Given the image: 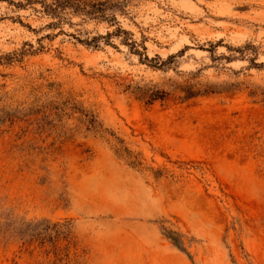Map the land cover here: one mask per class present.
Masks as SVG:
<instances>
[{"label": "rangeland", "instance_id": "obj_1", "mask_svg": "<svg viewBox=\"0 0 264 264\" xmlns=\"http://www.w3.org/2000/svg\"><path fill=\"white\" fill-rule=\"evenodd\" d=\"M129 9L165 66L0 0V264H264V0Z\"/></svg>", "mask_w": 264, "mask_h": 264}, {"label": "trees", "instance_id": "obj_2", "mask_svg": "<svg viewBox=\"0 0 264 264\" xmlns=\"http://www.w3.org/2000/svg\"><path fill=\"white\" fill-rule=\"evenodd\" d=\"M6 1L10 5H14L16 8L31 7L34 11L41 12L49 20L44 25L46 27H59L57 33H63L71 36L79 43L87 46L88 48L98 49L103 45H111L116 47L113 42L114 38L119 39L120 43L129 47V51L137 54L139 59L147 62L152 60H159L160 66L163 67L168 61L172 60L175 55L170 54L167 59L162 60L158 55L152 58H148L144 53L145 46L143 42H137L132 38V33L123 28L119 21V16H127L130 13L129 5L132 0H2ZM35 4L39 5V8L34 7ZM76 17V22L72 21V18ZM85 22L104 23L107 27H112L111 30H106L104 33L91 32L83 27H77L75 32H66L61 27L63 24L69 26H79ZM45 37H51V34H46ZM41 40V39H39ZM28 46V48L24 47ZM24 46L16 52L8 53L9 60L22 57L24 54L37 53L43 49V45L34 47L31 43H24ZM141 48V49H140ZM156 67L157 64H151ZM151 92H142L141 97H146L147 102L155 99H163L165 92L162 90H150ZM193 90L187 92L184 97L194 95ZM26 235V234H25ZM32 235V234H31ZM166 236L173 241L177 246V238L172 232H167Z\"/></svg>", "mask_w": 264, "mask_h": 264}]
</instances>
